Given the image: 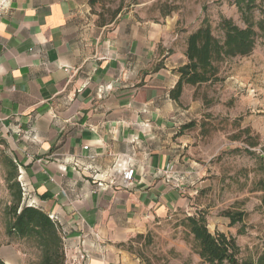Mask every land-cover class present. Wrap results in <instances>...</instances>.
Masks as SVG:
<instances>
[{
	"label": "crops",
	"instance_id": "crops-1",
	"mask_svg": "<svg viewBox=\"0 0 264 264\" xmlns=\"http://www.w3.org/2000/svg\"><path fill=\"white\" fill-rule=\"evenodd\" d=\"M5 2L0 138L22 190L59 224L67 264H146L125 244L194 214L203 171L181 133L203 102L190 85L172 96L187 36L133 11L101 26L89 0Z\"/></svg>",
	"mask_w": 264,
	"mask_h": 264
},
{
	"label": "rangeland",
	"instance_id": "rangeland-1",
	"mask_svg": "<svg viewBox=\"0 0 264 264\" xmlns=\"http://www.w3.org/2000/svg\"><path fill=\"white\" fill-rule=\"evenodd\" d=\"M91 8L98 23L101 16L111 20L120 8L117 19L129 11L154 20L170 19L176 23V31L187 37L205 18L218 37H223L218 30L223 17L245 26L234 0H96ZM261 10L264 0H256L252 12L258 24L264 22ZM255 29L258 35L253 54L228 60L222 65L223 82L200 88L199 100L207 97L211 103H203L199 117L191 121L194 126L186 131L193 142L191 154L203 170L196 181L193 212L206 213L212 233L234 237L243 259L257 258L264 247V28L257 25ZM232 76L238 79H230ZM4 155L6 146L0 138V257L3 259L1 252L9 248L23 264H40L32 242L6 233L11 195ZM225 211L243 212L245 216L232 226L230 218L223 215ZM186 215L179 214L147 235L131 239L126 248L146 264H205L181 225Z\"/></svg>",
	"mask_w": 264,
	"mask_h": 264
},
{
	"label": "trees",
	"instance_id": "trees-1",
	"mask_svg": "<svg viewBox=\"0 0 264 264\" xmlns=\"http://www.w3.org/2000/svg\"><path fill=\"white\" fill-rule=\"evenodd\" d=\"M255 1L234 0L245 26L223 17L218 24V30L223 37H218L214 34L209 20L205 18L201 27L189 34L186 50L188 62L178 70L181 78L172 91L174 99H180L185 85L195 87L194 97L199 99L198 91L202 86L223 82L222 65L225 62L253 54L258 35L255 28L257 25L264 28V22L260 21L258 24L254 21L252 11ZM95 2L96 0L90 1L91 7ZM261 11L264 20V10ZM119 13L120 8L114 12L111 20H102L101 16L99 24L104 26L115 22ZM201 98L203 103H211L207 97ZM193 126V122L183 126L181 133ZM251 146L255 147L256 144L252 142ZM4 162L8 168L6 182L11 195V204L6 210L7 235L32 242L39 252L40 264H67L59 224L41 209L23 203L22 188L17 180L18 168L8 155H4ZM223 215L230 218L232 226L242 222L245 216L243 212L231 211H225ZM181 225L186 235L192 238L194 250L205 264H264V247L257 258H241V249L236 239L224 232L212 233L206 213L202 210L194 215H186ZM0 264H6L1 257Z\"/></svg>",
	"mask_w": 264,
	"mask_h": 264
},
{
	"label": "built area",
	"instance_id": "built-area-1",
	"mask_svg": "<svg viewBox=\"0 0 264 264\" xmlns=\"http://www.w3.org/2000/svg\"><path fill=\"white\" fill-rule=\"evenodd\" d=\"M5 4H6V2H5V0H1L0 1V15H1V11L3 10V8L5 7ZM249 86H251V85H249ZM250 91L251 92H254V90L253 89H250ZM133 174H134V170L133 169H129V170H126V171H124V173H123V177H124V179L126 180V181H132L133 180ZM22 192H23V203H26L25 202V199L27 200V203H26V205H28V206H33L34 205V203L31 201H29L28 199V193L27 192H25L24 191V189L22 190Z\"/></svg>",
	"mask_w": 264,
	"mask_h": 264
}]
</instances>
